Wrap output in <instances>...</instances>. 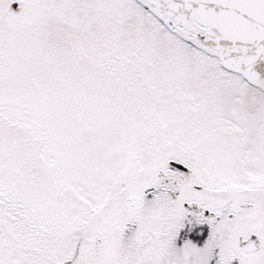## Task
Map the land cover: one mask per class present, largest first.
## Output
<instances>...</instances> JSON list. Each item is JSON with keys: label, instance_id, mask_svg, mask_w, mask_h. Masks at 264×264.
Instances as JSON below:
<instances>
[{"label": "snow or ice", "instance_id": "snow-or-ice-1", "mask_svg": "<svg viewBox=\"0 0 264 264\" xmlns=\"http://www.w3.org/2000/svg\"><path fill=\"white\" fill-rule=\"evenodd\" d=\"M0 264H264V0H0Z\"/></svg>", "mask_w": 264, "mask_h": 264}]
</instances>
